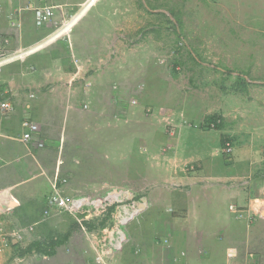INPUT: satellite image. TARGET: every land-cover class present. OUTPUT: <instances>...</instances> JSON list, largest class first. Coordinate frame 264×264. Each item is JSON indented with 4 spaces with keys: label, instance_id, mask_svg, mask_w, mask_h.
Wrapping results in <instances>:
<instances>
[{
    "label": "rangeland",
    "instance_id": "obj_1",
    "mask_svg": "<svg viewBox=\"0 0 264 264\" xmlns=\"http://www.w3.org/2000/svg\"><path fill=\"white\" fill-rule=\"evenodd\" d=\"M86 2H96L101 15L95 39L79 50L75 38L60 40L46 49V60L62 73L49 79L82 80L73 97L84 113H96L97 131L110 130L82 147L71 109L62 124L60 159L78 158L82 166L66 178L63 195L90 204L72 214L47 207L37 228L27 229L18 225L22 217L0 210V264H264V219L236 213L231 233L205 248L191 239V248L193 228H170L164 198L175 187L157 185L165 179L162 163H202L185 165L187 153L202 145L218 178L232 167L251 190L247 200L264 201V0ZM87 98H94L88 108ZM139 206L144 210L133 215ZM217 206L223 215L209 216L210 223L235 220L226 204ZM118 230L121 245L109 249Z\"/></svg>",
    "mask_w": 264,
    "mask_h": 264
},
{
    "label": "crops",
    "instance_id": "obj_2",
    "mask_svg": "<svg viewBox=\"0 0 264 264\" xmlns=\"http://www.w3.org/2000/svg\"><path fill=\"white\" fill-rule=\"evenodd\" d=\"M86 1L0 0V42L6 52L17 51L0 59V66L4 65L0 68V100L11 99L15 107L12 113L0 119V210L13 211V215L16 213L17 217H22L23 220L18 224L22 229L31 226L37 228L35 223L48 206V197L52 190L50 180L57 174L67 178L82 169L78 158L75 159V163L71 160L63 162L60 159L62 124L69 109L74 112V124L80 129L75 136L80 134L82 135L80 137L85 139L75 141V145L76 143L79 146L83 144L82 147L86 144L95 145L93 139L97 132L103 133L104 137L110 135L109 128L96 130V113L92 114L90 111L84 113L80 98L73 97L72 89L74 86L78 87L82 80L76 81L74 78L65 77L66 80L60 82L61 76L58 75L62 73L53 68L49 70V62L46 60L48 51L46 49L60 40L75 38V50H79L77 47H80V42L95 39L96 35H92L91 32L97 31L95 25L101 15L96 9L97 1L93 5ZM46 4L55 6V14L49 22L38 26L35 21V9ZM83 4L84 7L79 12ZM102 26L105 25L99 26L98 33L104 35L106 31ZM108 32L107 34H110ZM21 57L23 59L19 60ZM65 67L63 71L70 73ZM37 68L40 70H36ZM82 68L78 65L75 74L79 75L78 72H81ZM55 73L58 75L54 79L47 76ZM32 93L35 94L34 97H30ZM91 100L94 101V98L85 100L86 108L91 106ZM26 118H30L38 130V134L30 142L22 140V133L25 130L22 122ZM200 150L202 151L187 153L185 165L200 158L202 161L192 164L189 169L184 165L181 167L173 165L171 168L172 165L162 163L165 167L164 176L160 177V181L165 179L157 185L175 187L174 190L168 188L165 191L164 199L169 203L168 210L174 220L172 227H169L174 230L175 226L193 228L192 238L187 245L193 243L192 241H204V244L197 243L194 246L205 248L204 246L211 247L220 233H231L233 226L238 223L236 221L238 217L235 215L237 212L231 209L232 205L246 211L244 217L247 221L251 219L250 209L254 205V198L247 200L251 190L248 185H244V175L230 167L225 176L218 178L216 175L219 171L210 164V160L214 159L208 157V147L202 148L201 145ZM86 151L83 150L84 153ZM87 152L88 159L95 158V152H90L89 149ZM217 200L226 204L234 213L235 220L226 218L224 222L218 224L207 220L209 216L215 214L223 215L218 210ZM158 217L162 215L159 213ZM6 225L8 228L13 227L7 222ZM190 247L192 248V244ZM208 249V252L213 250Z\"/></svg>",
    "mask_w": 264,
    "mask_h": 264
},
{
    "label": "built area",
    "instance_id": "obj_3",
    "mask_svg": "<svg viewBox=\"0 0 264 264\" xmlns=\"http://www.w3.org/2000/svg\"><path fill=\"white\" fill-rule=\"evenodd\" d=\"M55 14V6L51 4H46L41 7H38L35 9V21L38 26H42L45 23L49 22L52 17ZM17 52V51H16ZM13 52V53H16ZM11 53V54H13ZM9 52H6L3 46L0 42V59H3L9 55H11ZM21 57L20 59H22ZM2 66H0L1 68ZM14 96V94H13ZM35 94H31L30 97H34ZM86 106V105H85ZM15 107L11 99L5 98L0 100V119L7 116L8 114L12 113L14 111ZM22 126L25 129L22 133V140L25 142H30L37 134L38 130L35 127L33 121L30 118H26L22 122ZM227 150L230 151V148ZM67 182L66 178L60 177L58 174L55 175L51 180V194L48 197V206L51 209L54 207H57L59 209H62L63 211H68L71 214L74 213L75 208H80L84 204H90L89 201L84 199H69L66 196L63 195L62 192V186ZM254 205L250 209L251 217L254 218H264V201L258 198H255L253 200ZM12 208V207H11ZM231 209L238 213L240 217L244 216V213L246 212L243 209L235 208L234 205L231 206ZM141 210H144V207L139 206L138 209H136L133 213V215ZM49 211V210H48ZM132 215V214H131ZM128 217L127 219H129ZM117 233H119L116 237L110 238L109 245L111 246L109 249H112V247H119L121 245V242L123 240V235L121 234V231L118 230ZM1 251V247H0Z\"/></svg>",
    "mask_w": 264,
    "mask_h": 264
},
{
    "label": "trees",
    "instance_id": "obj_4",
    "mask_svg": "<svg viewBox=\"0 0 264 264\" xmlns=\"http://www.w3.org/2000/svg\"><path fill=\"white\" fill-rule=\"evenodd\" d=\"M217 119H218V117H215V116L212 117V120H214L215 122H216ZM221 127H222V125L219 123V124H217L216 129H220Z\"/></svg>",
    "mask_w": 264,
    "mask_h": 264
},
{
    "label": "clouds",
    "instance_id": "obj_5",
    "mask_svg": "<svg viewBox=\"0 0 264 264\" xmlns=\"http://www.w3.org/2000/svg\"><path fill=\"white\" fill-rule=\"evenodd\" d=\"M6 64H9V63H6ZM6 64H5V65H6ZM3 66H4V65H2V67H3ZM252 218H254V217H252ZM255 219H257V218H255Z\"/></svg>",
    "mask_w": 264,
    "mask_h": 264
}]
</instances>
